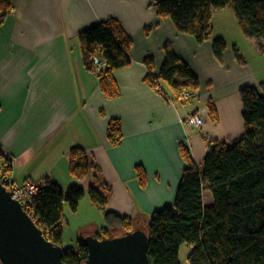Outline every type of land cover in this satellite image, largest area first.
Instances as JSON below:
<instances>
[{"label": "crops", "instance_id": "crops-1", "mask_svg": "<svg viewBox=\"0 0 264 264\" xmlns=\"http://www.w3.org/2000/svg\"><path fill=\"white\" fill-rule=\"evenodd\" d=\"M10 1V11L0 20V148L16 184L48 178L64 190L99 181L109 187L105 209L145 226L152 212L173 204L186 164L183 148L200 165L209 144L231 143L241 135L239 90L256 87L258 80L244 54L256 47L251 40L236 47L244 62L227 42L217 59L211 36L197 42L178 32L168 17L157 14L155 0ZM231 9L213 11L210 23L221 12L230 18ZM109 18L131 40V63L112 72L119 88L113 97L101 91L94 72L84 67L77 40L81 29ZM219 23L221 30L229 27ZM211 28L223 38L212 23ZM230 28L236 30L233 21ZM166 42L199 79L194 97L185 102L175 100L164 84L167 99L144 79L145 58L157 74ZM201 107L207 108L201 125L181 121ZM113 119L120 128L115 144L106 133ZM74 146L83 148L93 164L82 178L69 172L68 151ZM67 207L63 219L72 215ZM105 209L99 208L97 218L85 215L77 233L99 232Z\"/></svg>", "mask_w": 264, "mask_h": 264}, {"label": "trees", "instance_id": "trees-1", "mask_svg": "<svg viewBox=\"0 0 264 264\" xmlns=\"http://www.w3.org/2000/svg\"><path fill=\"white\" fill-rule=\"evenodd\" d=\"M154 4L159 16L168 17L178 32L191 35L197 42L211 36L213 11L229 5L243 36L264 54V0H155ZM10 9V0H0V20ZM77 40L84 67L94 72L106 96H116L119 88L112 72L131 63V40L119 22L109 18L91 24L78 32ZM225 45L221 36H212V52L217 59H221ZM163 52L157 74L151 70V60L145 58V81L167 99L170 97L164 84L173 90L175 100H190L199 86L197 75L168 42L163 45ZM233 52L239 62H244L235 46ZM263 85L261 90L251 85L239 90L243 131L237 139L209 144L200 165L182 149L186 164L173 204L152 212L145 225L150 264H180L178 251L182 242L190 246L189 264H264ZM184 91L189 97L182 100ZM208 111L213 112V107L208 106ZM106 133L109 143H117L119 121L111 120ZM2 154L0 148V159ZM68 160L69 172L76 178L84 177L93 166L85 150L78 146L68 151ZM0 167L10 171L9 160L0 161ZM137 170L142 176L141 170ZM204 190L210 192L211 198L206 204ZM85 193L94 206L105 209L109 195L105 183L94 181L86 189L73 184L62 190L55 181L44 178L26 211L48 240L61 245L63 206L67 204L70 210H76ZM104 222L97 235H107L113 227L129 230L134 226L130 219L107 209ZM86 253L79 237L74 249H63L62 260L77 264Z\"/></svg>", "mask_w": 264, "mask_h": 264}, {"label": "water", "instance_id": "water-1", "mask_svg": "<svg viewBox=\"0 0 264 264\" xmlns=\"http://www.w3.org/2000/svg\"><path fill=\"white\" fill-rule=\"evenodd\" d=\"M12 190L0 181V264H67L61 245L48 240ZM87 248L77 264H150L148 232L135 224L107 235L94 232L80 237Z\"/></svg>", "mask_w": 264, "mask_h": 264}, {"label": "rangeland", "instance_id": "rangeland-1", "mask_svg": "<svg viewBox=\"0 0 264 264\" xmlns=\"http://www.w3.org/2000/svg\"><path fill=\"white\" fill-rule=\"evenodd\" d=\"M226 6H229V5H226ZM230 15H231L230 18H228V16L223 15L222 12L218 13L217 17L214 18L211 23L214 25L215 29H219V32L222 33V35H223V39H224L225 43L227 42L229 48H231L233 51L234 46L237 47V45H239L243 48L246 44L250 45L251 41H249L248 38L243 36V34H242V32L238 26V23L236 21V17L234 15L233 11L230 12ZM222 21L224 22V24L229 23V27L226 28L225 30H221V23H219V22H222ZM232 21L235 24L236 30L234 28H230V23L232 24ZM234 35L236 37L235 39L237 41L236 42L237 44L232 45L233 42H232L231 37H234ZM212 36H214V35L211 34V38H212ZM216 36H218V35L216 34ZM245 42H247V43L245 44ZM255 49H256V47L255 48L253 47L252 49L246 50L244 54L248 60V66H249L250 70L252 71L253 76L256 79H258L257 83H256V88L261 90L262 86H261V84H259V81H264V54L260 53L257 49L256 50ZM193 113H195V112H193ZM181 121H183V120L181 119ZM2 156H3V158H1L0 161H4V159L6 157V155H3V154H2ZM5 160H7V159H5ZM1 168L3 169V167H0V170H1ZM38 182L39 183H38L37 193L39 190L40 180H38ZM11 183H15L12 178H11ZM66 188H64V190ZM86 188L87 187H85V189ZM209 194H210V192L208 190H204V194H203L204 204L207 203V197L209 196ZM78 203L80 204L78 211H76V210L69 211L70 214H72V215L66 214L65 218L62 221L63 229H62L61 246L63 249H74L76 247V244H77V239L79 237L84 236V234H83L84 232L83 233L81 232L78 234L77 233L78 230H76V229H77L79 223L84 218H88L85 215H89L90 217H93V218L96 217L97 218V217H99V214L101 213L99 211V208L92 207L93 205H91L87 193H85L79 199ZM29 204H30V202H29ZM90 207L95 208V209L93 211H90L89 210ZM160 209H158V210H160ZM189 248H190V246L186 242H182L179 245L178 258H179L180 264H189L187 261V253L189 251Z\"/></svg>", "mask_w": 264, "mask_h": 264}, {"label": "built area", "instance_id": "built-area-1", "mask_svg": "<svg viewBox=\"0 0 264 264\" xmlns=\"http://www.w3.org/2000/svg\"><path fill=\"white\" fill-rule=\"evenodd\" d=\"M182 99L185 100L189 97V93L184 91L182 94ZM207 112L206 107H201L195 113H189L184 118L183 122L199 126L202 123V115ZM9 171H5V168L0 170V181L12 190V197L17 199L22 207L26 210L29 206L31 199L37 194L38 181L27 180L21 184L11 183V175Z\"/></svg>", "mask_w": 264, "mask_h": 264}, {"label": "flooded vegetation", "instance_id": "flooded-vegetation-1", "mask_svg": "<svg viewBox=\"0 0 264 264\" xmlns=\"http://www.w3.org/2000/svg\"><path fill=\"white\" fill-rule=\"evenodd\" d=\"M135 225V224H134ZM119 231V230H118ZM113 232H115V231H113ZM112 233V232H111Z\"/></svg>", "mask_w": 264, "mask_h": 264}]
</instances>
